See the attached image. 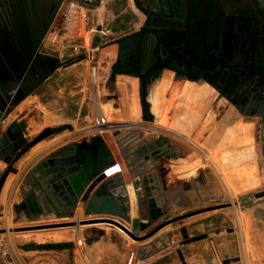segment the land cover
I'll return each mask as SVG.
<instances>
[{"label":"crops","instance_id":"0c3cea01","mask_svg":"<svg viewBox=\"0 0 264 264\" xmlns=\"http://www.w3.org/2000/svg\"><path fill=\"white\" fill-rule=\"evenodd\" d=\"M83 11L87 12V24L85 25H87L86 27H89L88 30L91 29L90 27L92 26L95 28L90 37L85 32V29L82 32L83 29H81V24L78 23V21L75 22L78 18L80 19ZM75 16L78 18L69 21L75 23L78 30L77 32L72 33L67 28L66 23L68 22H66V20L69 18L72 19ZM148 18L149 16L138 7L135 0H99L98 4L92 9L79 6L74 0L63 1L52 29L43 45V52L45 54L58 58L60 63H62L60 67H57L52 72L48 79L43 81L44 84H48V82L54 78V74L57 75L60 73L61 78L59 79L56 77V93H51L53 91L47 89L49 88L47 85L46 88L44 87V92L41 91L43 95L42 97L32 94V97H27L28 99L25 98L26 100L23 101L24 104L21 110L16 114L13 113L10 116L7 115L0 123V177L3 174L2 179H0V229L5 230L0 233V264H129V241H127L125 235H122L111 227L102 228L99 227L98 224H95L97 225L95 227H86L82 230L83 232H81L82 239L81 236L77 234L81 230L77 228H83L84 226H75L77 231L68 227L31 231H13L12 228L47 225V220L49 218H61V220L64 218V208L61 207L60 204H56L59 205L56 206L57 208L52 207L53 209H57L56 211H52L48 209L47 203L45 202L47 199L38 192V189L32 190V170L56 150H61V146L57 147L58 140L64 139L65 137L66 139H78L81 137L94 136L92 134L95 131L94 128L90 129V126L88 128L86 126L81 127L82 125H80L81 122H87V120H90V116L84 114V111H86V108L88 107V103H86L88 100L85 97L80 99L78 93V83L80 84L81 72L88 69V65L85 63L92 61L91 63L96 66V70L99 68H105L106 75L115 73V65L119 50L128 43L137 44L136 38H127L137 33L141 27L145 26L148 22ZM91 22L92 25L90 24ZM70 34H77L83 39L88 36L91 42L98 38L97 43L100 50L93 51L90 55L87 53H79L76 46H73V49L64 50L63 45H73V43L76 42L74 40L75 37H71L72 35ZM65 35L70 36L66 37ZM109 36L111 39L108 43H105V39ZM103 59H105V61H103ZM102 63H106L105 66H103ZM152 73L153 72H151L144 81H147L152 76ZM119 76H117L115 81L110 82L108 88L105 89V91L112 90L113 94L116 96L114 101L109 103L110 107H108L112 108L111 105H114L116 110H114L113 113L109 112L108 108L103 107L100 103L101 100L98 101V104L96 102V105L99 108V116H102L103 113L104 118L106 119L105 121L108 122L110 119L114 121L119 128V131H114L116 132L114 135L118 134V136H113L115 146L117 145L114 140L115 138L123 139L131 138L133 136V134L128 135V123L133 120L130 114L133 100L131 101L127 98L126 90H129L127 81L118 79ZM107 78L108 76H105L106 80H108ZM194 84L198 86L200 83ZM143 86L146 87L144 84ZM103 93L106 95H112L107 94V92ZM149 94L150 92L148 91L147 98H149ZM41 99L45 100L41 101ZM149 104V110L154 123L151 129L147 128L149 130V135H142L141 137H151L154 145L153 148H157L155 144L163 145L161 148L160 146L157 148L159 154L164 155V157L161 160L162 163L159 161L160 159H157V162L159 163L156 166L157 169H160L163 167H161L162 164L167 165V170L169 171L167 176L169 187L170 185L175 186L178 179L180 181L186 179V175L190 178L193 174L189 175V171L198 169L200 171V174H198L199 178L202 177L207 179V182L204 183L206 187H208L206 189L218 195V190L223 186L222 179L224 171H227L229 176L236 171H239L240 173L243 171H252L251 176L254 174V178L255 170L259 168L261 171L260 168L262 166V161L259 162L258 160V147L256 143H254V138L257 139V143L259 139L258 134H256V129L254 128L256 125L251 121V117H247L243 114L241 115L244 117V120L237 118L233 123L227 124L228 117L224 110L225 106L223 98L218 96L215 102L212 103V107H207V112L204 113L200 119L194 120L193 128L184 131L177 129L176 124L180 122V119L177 121L175 118V112L169 113L167 130L161 129V125H159V121L156 119L157 115L152 111L150 102ZM101 107H103V109ZM28 110L29 112L32 111V114L30 113L28 115L26 113ZM142 115L144 116L145 113L143 112ZM99 116L96 117L95 120L102 122ZM109 116L111 118H109ZM12 124L16 125L18 136L26 139L27 142L32 141L35 137L49 128L72 125L71 127L73 129H66L61 133L48 135L41 140L39 144L34 147L31 146L25 153H23L25 161H22L23 158L17 161V154L14 147V139L16 140L15 134L7 143L4 144L3 142L8 138L7 132L10 131V126ZM104 126L106 125L104 124ZM28 127H31L32 129L30 133L25 132ZM231 127L233 130H231ZM103 129L104 128L101 130ZM12 133L14 132L12 131ZM64 133H67L68 135H65ZM63 134L64 137H62ZM108 136L110 137V135ZM136 136L139 137V135ZM54 137L55 139H53ZM50 145H52V147L56 146V148L53 150L47 148L50 149V151L48 152V150H46V153L42 151L45 154L39 152L41 153L40 156L36 157V160H33V156H35L36 153L38 154L39 150L43 148L45 149L46 146L48 147ZM243 152L245 153L244 155ZM209 159H211V161ZM28 163H32L29 164L30 178L29 176H25V174L17 176L13 172L15 169H20L23 165H27L28 167ZM121 175L123 179L124 175ZM125 177L126 176H124V179ZM254 178L252 176V179ZM124 181V184L126 185V180ZM251 181L248 180L246 184V181L242 180L241 184L245 183V185H250ZM237 182L240 183V181ZM99 183L100 181L98 184ZM187 184L190 186L193 185L191 182ZM186 185L184 186L185 189ZM94 188L92 192L94 191ZM173 188L175 189V187ZM32 196H34V198ZM216 197L217 196H212V198ZM125 198L126 197H124L123 200H126ZM34 201L37 202V205H34ZM22 204L23 207H21ZM74 208L75 212L79 211L77 210V207ZM224 208L229 207H223V209ZM212 210L189 216L187 219L190 222L199 219L201 220V218H204L205 215H207L206 213ZM199 215H203V217L198 218ZM17 216L20 218L19 221L23 223L21 226H12V224H15V221H17ZM115 218H118V216ZM133 218L138 217L137 215H133ZM138 220L141 219L138 218ZM38 221H41V223H35ZM123 222L124 221L121 219V222L119 223L122 224ZM199 222L200 221L197 223ZM192 224L193 223H191L190 226ZM195 224L196 223H194V225ZM122 225L128 229V223H123ZM203 227L204 225H202V229H204ZM253 229L255 232L256 229L254 226ZM253 229L251 232H253ZM251 232L249 234H251ZM137 233L140 234L141 231H138ZM258 233L261 237V245L263 244L261 250H264V229H260V232ZM153 238L154 237L149 240H152ZM216 243L217 246H219L218 249L220 251V244H218L217 241ZM32 245L35 246V248H32ZM48 245L54 247L41 250L38 248V246L46 247ZM197 248V244H189V257L193 258L190 264H210L211 260L204 255L205 253L203 251H199ZM153 250L154 249H151V251ZM150 261L151 259L147 262H143L144 264H147L150 263ZM178 262H180V260Z\"/></svg>","mask_w":264,"mask_h":264},{"label":"rangeland","instance_id":"374dc122","mask_svg":"<svg viewBox=\"0 0 264 264\" xmlns=\"http://www.w3.org/2000/svg\"><path fill=\"white\" fill-rule=\"evenodd\" d=\"M81 14L82 16L80 17V19L78 18L77 20H75V22L78 21V23L81 24V29H83L82 32L85 29V32L90 37L91 34L94 32L93 30H95V28L92 26L90 27L91 29L88 30L89 27H86L87 25H85L87 24V17H86L87 12L83 11ZM90 24L92 25V22ZM84 25H85V28H84ZM70 35H65V36L67 37ZM71 37H75L74 40L76 42H74L73 45H70V44L63 45L64 50L73 49L72 47L76 46L79 53H82V54L87 53L89 55L92 54L93 51L95 52L96 50L98 51L100 50L99 48L93 49V42H91L90 38L83 39L81 36H78L77 34L72 35ZM110 39H111L110 36L107 37L105 39V43L106 42L108 43ZM103 61H105V59H103ZM91 62L92 61L86 62L85 64L88 65V69L85 68L87 70H84L83 71L84 73L81 72L80 81H79L80 84L78 83V86H79L78 93L80 95L79 97L80 99L85 97L88 100L86 102L88 103V107L86 108L87 110L84 111V114L86 115L88 114L90 116V120H87L88 123L81 122L80 125H82L81 127L87 126L89 128L90 126V128H94L95 131L92 133L94 136L81 137L78 139H75V138L74 139L73 138L60 139L58 140L59 142L57 144V147L61 146V150L59 151H61L63 155H65V153H71L69 155L73 157L76 163H78L79 165H82V167L86 165H90L88 166L91 172L89 174V177H92L91 180H93L97 174H95V171L93 170L90 164L89 157L87 156L86 151H91L95 158L97 156L99 157L100 156L99 154L101 153L102 155L104 154L103 158L106 155L105 163L109 165L107 166L108 168H113L114 166H117V163L115 162L112 151L107 146L103 134L108 133V135L110 134V136H112V139H113V136H118V134L114 135L116 134V132L114 131H119V128L114 121L108 120L109 124L107 123L105 124L107 125L106 129L101 130L102 129L101 124L104 125V123L96 121L95 119L96 117L99 116V111H98L99 108L96 105V102L98 104V101L101 100L100 103L103 105V107L108 108L110 107L109 103L113 102L114 99L116 98L114 94L106 95L103 92H107V90L105 91V89L108 88L110 82H112L111 79L115 81L117 76L121 74H115V73L114 74L110 73V75L105 74L103 81H101L103 77L99 76L100 81H99V86L97 85L98 86L97 87L93 84V70L96 69V66H94V64ZM172 74L174 75V73ZM54 75H55L53 76L54 78H52L48 82V84H44V82L41 83L38 87H36L33 90L32 93L29 94L30 96L29 95L26 96V99H28L27 97H32V94L33 95L36 94L38 97H42L43 96L42 92H44V87L46 88L47 85L49 87L47 89H51V91H53L51 93H56V89H57L56 88V82H57L56 77H58L59 79L61 77H60V73H58L57 75L56 74ZM125 75H128V74H125ZM105 76H108L107 79L109 81L105 79ZM128 76L137 79L136 98H133V97L132 98L135 100V102L137 103L139 107L140 118H135L132 121H129L128 123V128H129L128 135L133 134L131 138H123V139L115 138L114 140L117 144L116 146L119 152H120V149L122 150L125 143L127 144L128 148H129L130 143H132V145L130 146L132 147L131 148L132 150L130 149V152L136 153V154L138 153V156L141 157V160L139 161V163H128L127 164V166H129L128 168L130 169L131 173L134 175L137 174L135 178L139 180V184H140V187L138 188L139 195L136 196L134 194L135 202L132 205L127 186L123 183L121 173L115 172L116 174H114V173L108 172L107 176L100 181L101 184L99 183L94 188V191L91 192V194L93 195L91 196L90 194L91 197L87 196L86 198L87 201L84 200L83 198L86 196H82L79 203L75 206L77 207V210L79 211L84 210V211L75 212V208L69 211L64 209V218L62 220L61 218L60 219L59 218L58 219L49 218L47 220V225L78 222L77 220L78 213H81L80 218L83 221L93 220V219L95 220L114 219V221L121 222V218L119 217L115 218V216L110 215L109 213L105 214L103 212L90 211L91 208L93 209L95 208L92 206L104 204V201H107L105 196L111 195V196H114L117 199V201H121L119 203L121 204V206L124 205L123 213L125 215H127L129 218H133V215H137V217L141 219L140 221L141 222L143 221V224L145 226L142 228L141 233L137 234V236L142 237L150 233L154 229H156V227L159 224L171 218H174V217H177V216H180V215H183V214H186V213L198 210V209L209 208L213 205L214 206L220 205L228 201L237 200V202L238 201L239 203L241 202V207L240 206L239 207H229V208H224L222 210H219V208L218 210L210 209L212 211L206 213L207 215H205L204 218H201L203 217V215H199V217L197 216L198 218H201L202 221L199 219V220L190 222L187 219L188 217H186L185 219H182V220H179L173 223H169L163 226L162 228H160L157 231V233L154 236H152L154 237L152 240H149L150 239L149 238L145 241L138 242V241L133 240L131 237H128L123 231H121L120 229H118L117 227L113 225H108V223H104V224H98V226L102 228L111 227L115 231L121 233L122 235H125V237L127 238V241H129V249L132 250L133 254L134 253L136 254L137 259H139V261L147 262L149 261V259H151L150 263H147V264H173V263L178 262L179 260L182 261L181 254L178 252V249L181 250L183 257L186 260L187 258H190L189 257L190 256L189 255V250H190L189 244L191 243L197 244V247H198L197 249L199 251H203L205 253L204 255L207 256L208 259L211 260L210 264H222L221 261L219 260L221 257L223 259L224 258L226 259L227 263H224V264H264V250H261V247L263 246V244L261 245V237L258 233L260 232V229H264V196H259V197L253 196L254 193L262 191L264 189V147H263V142H262V133L260 130L257 131L258 119L252 118L251 120L254 123V125H256L254 126V128L256 129V134H258V137H259L258 143L256 142L257 139L254 138V143H256L258 147V152H259L258 160L259 162L262 161V166L260 168L261 171L259 170V168L255 170V178H254V174L252 175L255 180H258V183L257 182L252 183V185H250V187L247 189L240 188L234 182H232V178L229 176V173L225 171L224 177L222 179L223 186L218 190L219 191L217 193L218 195H216L206 189L208 187H206L204 183L207 182V179L202 178V177L199 178L198 174H200V171L198 169H194L192 171H189V175L193 174L191 175L190 178H188V175H186L188 179L181 178L182 181L178 179L176 181L177 184L175 186L170 185L171 187L170 188L168 184V177H167L168 172H169L167 170L168 169L167 165L162 164L161 167L162 166L163 167L162 168L159 167L160 169H157V166L155 164L156 159H154V156H155V158L160 159L159 161H161L164 155H160L159 153L158 154L154 153V149H153L154 145H153V141L151 137L149 136L145 138L141 137L142 135L144 136L149 135L148 129H151L154 123L152 116L142 115L143 109L141 108L142 106H141L140 87H142L143 84L145 85V82H144L145 78H141L138 75L136 76L128 75ZM167 76L169 75L167 74ZM104 84H105V87H104ZM101 85L103 86L101 87ZM196 87H201V86H196ZM214 91L215 93H217V98L218 96L221 97V95L216 90ZM126 94H127V98H129L132 101L130 90H126ZM26 99H23V101H25ZM44 100L45 99H41V101H44ZM23 101H21L20 104L16 106L13 110H11L8 115L10 116L13 113L14 114L18 113L19 110H21V108L23 107V104H24ZM224 102H225L224 110H225L226 116L228 117L227 124L233 123V121L237 118L244 120L243 119L244 117H242L239 109L234 104L232 103L230 104L228 101H226V99H224ZM103 107L101 108L103 109ZM111 107L112 108H108V111L113 113L114 110L116 109L114 105H111ZM31 112L32 111L29 112V110L26 111L28 115ZM109 118L111 117L109 116ZM231 130H233L232 127H231ZM136 135H139V137H137ZM15 138L16 140H14V145H15L14 147H15V152L17 154L16 159L18 161V160H21V158H23V155H24L23 153H25L23 151L24 144L19 142L20 140L18 137H15ZM53 139H55V137ZM39 142L34 144L32 147L39 144ZM155 146H157V148L158 146H160L161 148L163 145L155 144ZM47 148H50L53 150L54 148H56V146L52 147V145H50L48 147L46 146L45 149L43 148V150L42 149L39 150L38 154L33 156V160H36V157L40 156L41 153L45 154L46 150H48L49 152L50 149H47ZM157 148H155V150H157ZM42 151H44L45 153ZM57 151L58 150H56L55 152ZM152 152L154 153L153 156H152L153 154ZM22 161H25L24 158L22 159ZM29 164H32V163H28V167L27 165L26 166L23 165L22 167H20V169H15L13 172L17 176L25 174V176L27 177L29 176L30 178ZM157 170H160L162 177L160 180L156 179L152 181L153 179L152 174H155ZM78 172L81 174L79 170ZM31 176H32L31 178L32 179L31 180L32 190L38 189V192H40V194H42L43 197L47 199L45 201L47 203V207L52 211H56L57 209H53L51 205L54 206L53 204H59V203L57 199L55 198V195L50 190V187L43 186V188L41 189V187L39 186V182L36 178V175L32 173ZM240 177L241 179L244 180L242 176ZM144 179L147 180L145 181V183H144ZM189 182L193 183V185H191L190 188L186 187L185 189L184 186ZM188 185L189 184H187L186 186ZM102 186H105V192L101 191ZM173 187H175V189ZM189 189H192L191 191L193 192H188ZM97 194H100L98 198H96ZM118 196L122 197V199L126 197L125 198L126 200H121L119 199ZM212 196L213 197L217 196V197L212 198ZM50 198H52L53 202H50L49 200ZM247 198H250L249 202H247ZM100 201H103V202H100ZM242 202L244 203L242 204ZM56 206H59V205H56ZM21 207H23V204ZM237 208L238 209L240 208V210L242 211L240 212L239 210H237ZM18 210H19V206H18ZM206 211H209V210H206ZM204 212H201V213H204ZM242 212H243V215H242ZM246 212L251 217L250 218L251 221L248 223L250 225H248L249 227L247 226L248 229L250 230L248 232L249 233L251 232V230L253 229V226L256 229L255 232H254V229H253V232H251L249 241L247 240V236H246L247 231L243 230L242 232V230L241 231H239V229L237 230V226H238L237 223L241 219L240 215L245 216ZM16 220L17 221H15V224H12V226H19V225L21 226L23 222L19 221L20 218H18V216ZM125 221L126 220H124L123 223H128V226L127 225L126 226L128 227V230L131 231L132 229L130 227V221H126V222ZM198 221L200 222L197 223ZM35 223L40 224L41 221H38ZM191 223L193 224L190 226ZM194 223L196 224L194 225ZM95 224L94 223L85 224V226L83 225L84 226L83 228H77V229H80L81 230L80 232H82V230L86 228L87 226H92V227L97 226ZM202 225H204L203 227L204 229H202ZM187 226H190L191 228ZM183 227L186 229V232L182 231ZM77 229L75 227H72V230L77 231ZM215 229L216 231L222 230L224 233L222 231H219L218 233H216ZM47 231H52V230H47ZM214 232L215 234H213ZM206 233L207 235L204 236V234ZM197 236H200V237L198 238ZM213 238L215 239V241L218 242V244H220V251L218 249L219 246H217L216 242L214 244L212 243ZM248 244L250 248L248 247ZM134 248H136V250ZM151 249H154V250L151 251Z\"/></svg>","mask_w":264,"mask_h":264},{"label":"flooded vegetation","instance_id":"af4514ba","mask_svg":"<svg viewBox=\"0 0 264 264\" xmlns=\"http://www.w3.org/2000/svg\"><path fill=\"white\" fill-rule=\"evenodd\" d=\"M137 1L152 12L148 22L158 32V37L146 40L147 48L141 53L149 67L143 78L153 73L146 87H140L150 92L147 99L156 118L166 116L164 112H175V118L184 117L193 123V128L194 120L200 119L217 99L216 89L204 80L217 86L216 91L231 100L241 114L252 113L264 96V5L259 0ZM20 71L22 68L0 63V86L5 89L15 82L21 89L24 77L38 76L31 68L19 80ZM135 89L133 85L131 97ZM3 103L5 97L0 89V112ZM130 114L140 118L139 108ZM26 129L31 132L30 127ZM248 174L236 171L230 177L242 188L240 176L247 180ZM238 226L243 232L241 223Z\"/></svg>","mask_w":264,"mask_h":264},{"label":"water","instance_id":"95a60500","mask_svg":"<svg viewBox=\"0 0 264 264\" xmlns=\"http://www.w3.org/2000/svg\"><path fill=\"white\" fill-rule=\"evenodd\" d=\"M64 0H0V63L2 66L9 65L14 68H22L21 80L24 72L29 69H33L34 72L38 75L29 77H24L21 85V89L18 84L13 82L11 86H7L5 89L1 86L2 95L5 97V103L1 106L0 112V123L2 118L7 115L14 107L22 101V99L33 92V90L38 87L43 81L51 76L52 72L60 67L59 59L45 54L43 52L44 41L47 38L49 32L52 29L53 23L58 15L60 7ZM81 7L92 9L98 4L97 2H86L84 0H74ZM264 5V0H259ZM137 3L138 1L135 0ZM140 4V3H139ZM138 5V4H137ZM138 7L149 17L152 12L148 8H142L140 5ZM7 24V25H6ZM154 24L147 22L145 26L129 36L127 39L136 38L137 44L128 43L123 48L119 50L117 62L115 65V74H128V75H138L143 78L148 71V66L143 61L141 53L147 48L146 40L153 36L158 37V32L155 31ZM98 39V38H97ZM93 41V49L98 48V40ZM137 52V54H136ZM161 63V62H160ZM114 74V73H113ZM111 81H114L111 79ZM189 81L193 79L189 78ZM208 83L214 89L219 91V88L213 85L209 81H202ZM24 86H27L26 88ZM148 90L146 88H141V104L143 112L146 116H151L149 110V102L147 100ZM223 99H226L230 104L233 102L227 98L221 96ZM244 115L251 118L258 119V130L262 133V142L264 147V96L257 103L252 113L244 112ZM16 125L12 124L10 126V131L7 132L8 138L3 142L4 144L8 142L10 138L15 134L19 138V142L24 144L23 151L26 152L31 146L38 143L45 137L51 134H58L66 129L72 130L73 128L70 125H64L61 127L49 128L35 137L32 141L27 142L26 139H23L21 136H18V131ZM12 131L14 133H12ZM105 142L110 150L117 155V148L114 144V141L108 135H104ZM15 140V139H14ZM102 151V150H101ZM87 156L89 157L90 164L95 171L96 177L85 178L83 174L78 172L79 169L72 167L65 155L61 151H57L49 155V157L43 160L38 164L33 170L32 173L36 174L39 186L41 189L43 186H49L52 193L55 195V198L60 204L61 207L67 211L73 210L74 207L79 203L82 196H90L93 188L101 181L107 174L122 172L125 177L127 189L129 196L131 198L132 205L135 202L133 194V185L129 182L127 178V170L121 169V166H114L113 168H108L105 161L101 160L97 162L96 158L93 156L91 151H86ZM100 158H103L104 154H99ZM155 157V156H154ZM156 159V165L159 163ZM120 162V161H119ZM110 164V163H109ZM88 166H83L84 170H89ZM105 167V168H104ZM107 167V169H106ZM104 168V169H103ZM3 174L0 179H2ZM101 191L105 192V186L101 187ZM100 194L96 196L99 197ZM254 197L264 196V189L262 191L256 192L253 194ZM34 198V196H32ZM107 201H104L102 205H95L94 209L91 208L90 211L103 212L105 214H117L126 221L131 222V231L128 230L125 226L114 221V219H99V220H87L82 222V224H92V223H108L113 225L123 231L128 237H131L133 240L141 242L145 241L152 236H154L157 231L163 226L173 223L186 217L199 214L206 210L214 209L217 207H222L227 205L226 203L211 206L209 208L198 209L174 218H171L161 224H159L156 229L146 234L145 236H137V232L141 231L145 226L141 223L138 218H129L123 212V208L120 209L116 201V198L111 195L105 196ZM247 201H250V198H247ZM103 202V201H100ZM247 204V203H246ZM34 205H37V202L34 201ZM55 207V205L53 206ZM76 225L74 222L61 223V224H50V225H41V226H21L12 228L13 231H31V230H41V229H53V228H62V227H71ZM5 230L0 229V233ZM186 232V229L183 227V230ZM35 248V246H31ZM54 246H38L41 249H51ZM178 252L181 254L182 261L177 262L176 264H189L193 258H185L182 255L180 249ZM69 257V256H68Z\"/></svg>","mask_w":264,"mask_h":264},{"label":"bare ground","instance_id":"6f19581e","mask_svg":"<svg viewBox=\"0 0 264 264\" xmlns=\"http://www.w3.org/2000/svg\"><path fill=\"white\" fill-rule=\"evenodd\" d=\"M78 17H74V18H72V19H68V20H66V22H68V23H66L67 24V28L73 33V32H77V30H78V27H76L75 26V23H73L72 21H69V20H73V19H77ZM79 27H80V25H79ZM87 38H89L88 36H87ZM96 51H98V50H96ZM105 64L106 63H102V65L103 66H105ZM105 68H99V69H95V70H93V84L95 85V86H99V81H100V78H99V76H102L103 78L101 79V81H103V79H104V75H105ZM118 79H120V80H124V81H127V83H129L130 85H134V87L136 88L137 87V79H135V78H133V77H130V76H128V75H121V76H119L118 77ZM145 83H146V81H144ZM128 84V88H129V90H130V93H132V89H133V85L132 86H130ZM97 86V87H98ZM103 85H101V87H102ZM104 87H105V84H104ZM134 91V90H133ZM136 94H137V88L135 89V91H134ZM107 94H113V91L112 90H110V91H107ZM136 94H135V96H133V98H136ZM132 98V97H131ZM132 98V100H133V104H132V108H130V113L131 112H133V111H135V110H137V108H139L138 107V105H137V103L135 102V100ZM151 109H152V111L154 112V108H152V105H151ZM102 112V111H101ZM165 113V115L166 116H163V117H161V118H159V117H157L156 119H157V121H159V125H161V129H165V130H167V128L168 127H165V126H168V119H169V112H164ZM99 118H101V120H102V123L104 122V124H109V122H107V121H105L106 119L104 118V115H103V113H102V116H99ZM133 119H135V118H133ZM177 119V121H179L178 119H180V122H178L177 124H176V126H177V129H179V130H181V131H184V130H187V129H189V128H191L190 126L191 125H193V123L192 122H189V120H187V119H185L184 117L183 118H181V117H179V118H176ZM109 121H111L110 119H109ZM88 123V122H87ZM190 125H189V124ZM75 125V124H74ZM163 125H165V126H163ZM72 126V125H71ZM101 126H102V124H101ZM3 127H4V125H3ZM2 127V128H3ZM85 127V126H84ZM87 127V126H86ZM105 127H107V125L106 126H102V128H104L105 129ZM137 127V126H136ZM31 128V127H30ZM109 128V127H108ZM144 128V127H143ZM91 129V128H90ZM32 130V129H31ZM109 130V129H108ZM25 132H29L30 133V131L29 130H27L26 129V131ZM71 132V131H70ZM74 132V131H73ZM96 132H98V131H96ZM65 135L67 134V133H64ZM64 134H63V136L62 137H64ZM108 133H105L104 135H107ZM68 135V134H67ZM110 135V134H109ZM60 136V137H61ZM111 138H112V136H110ZM66 138V137H65ZM113 140V139H112ZM61 142H63V141H61ZM65 142H66V140H65ZM132 145V143H130V145H129V148H128V146H127V144L125 143L124 144V146H123V148H122V150L120 149V152L118 151V149H117V155H118V157H119V159L120 160H118V158L116 157V155H115V153H113L112 152V154H113V157H114V159H115V162L117 163V166H121V169L122 170H124V168L127 170V173H128V176H127V178L129 179V182L133 185V194H135L136 196H138L139 194H138V188L140 187V184H139V180L137 179V178H135L136 176H137V174H132L131 173V171H130V169L128 168L129 166H127V164L128 163H139V161L141 160V157H139L138 156V153L136 154V153H131L130 152V149L132 148V147H130ZM117 148V147H116ZM153 149H155V147L153 148ZM43 150V149H42ZM132 150V149H131ZM155 151V153H159L158 152V150H154ZM77 153V152H76ZM37 154V153H36ZM35 154V155H36ZM69 154H71V153H65V155H66V158H67V160L69 161V163L71 164V166L73 167H76L77 169H79V171L81 172V174H83L84 176H85V178H87L88 179V177H89V174L91 173L90 172V170H88L87 169V171H85L84 170V168L82 167V165H79L78 163H76L75 162V160L73 159V157L71 156V155H69ZM152 156H153V154H152ZM105 158H106V155H105V157L104 158H100V157H96V160H97V162H100L101 160H104L105 161ZM155 158V157H154ZM210 158V157H209ZM210 161H211V159H209ZM120 161V162H119ZM213 163V162H212ZM87 166V165H86ZM212 166V165H211ZM215 166V165H214ZM218 170H220V169H218ZM225 172V171H224ZM219 173V172H218ZM122 174V173H121ZM251 174H252V172L251 171H249V174H248V179L247 180H245L246 182V184H247V181L248 180H252L251 181V184L250 185H252V183H258V180H255V179H252V176H251ZM152 177H153V179H152V181L153 180H160L161 179V177H162V174L160 173V170H157V172H155V174H152ZM221 177V176H220ZM224 177V176H223ZM123 179H124V176H123ZM89 180V179H88ZM125 180V179H124ZM123 180V183H125V181ZM145 181H147L146 179H144V183H145ZM232 182H234L235 184H236V182H235V180H233L232 179ZM260 182V181H259ZM245 183H244V185H243V187L242 188H249L250 187V185H245ZM138 184H139V186H138ZM187 188H190L191 186L190 185H188V186H186ZM17 188V187H16ZM192 189H189V191L188 192H193V191H191ZM238 192V191H237ZM238 194V193H237ZM93 194H91V196H92ZM90 196V197H91ZM135 196V197H136ZM119 197V199L121 198L122 199V197H120V196H118ZM84 198V200H86L87 201V196L86 197H83ZM96 198H98L97 196H96ZM195 198V197H194ZM123 200V199H122ZM248 202V201H247ZM246 202V203H247ZM117 203H118V205H119V208L120 209H122L123 208V206H121V204H119L120 202L119 201H117ZM244 202H242V204H243ZM14 204V203H13ZM81 204V203H80ZM223 204V203H222ZM226 204L227 205H225V206H222V207H217V208H215V209H213V210H216V209H223V207H233V206H236V207H241V202L239 203V201L237 202V200H235V201H228V202H226ZM229 210V209H228ZM231 210V209H230ZM82 211H84V210H80L79 212H82ZM133 211V210H132ZM239 211L241 212L242 210H240L239 209ZM110 215H113V216H118L119 218H121L123 221H124V219L122 218V217H120L119 215H117V214H111V213H109ZM242 215H243V212H242ZM242 215H240V217H241V219L239 220V223H241V225H242V227H243V230L244 231H247V233H246V236H247V240L249 241V239H250V234H249V232L248 231H250L249 229H248V225H250V224H248L250 221H251V217L249 216V214L246 212V214H245V216H242ZM81 213H78V217H77V220H78V222H77V224H80V226L81 225H84V224H82V222H84L83 220H81ZM52 219V218H51ZM99 220V219H98ZM141 223H143V221L141 222ZM238 224V223H237ZM248 226V227H247ZM73 227H75V226H73ZM90 227H92V226H87V228H90ZM216 227V226H215ZM231 228V227H230ZM239 229V226H237V230ZM248 229V230H247ZM225 230H226V228H225ZM219 231H222V230H219ZM218 230L216 231V229H215V232L216 233H218L219 232ZM231 231H232V229H231ZM215 232L213 233V234H215ZM223 232V231H222ZM238 232V231H237ZM65 233H67V232H65ZM81 232H79V235L81 236V234H80ZM221 233V232H220ZM224 233V232H223ZM239 233V232H238ZM78 234V233H77ZM205 235H207V233L206 234H204V236ZM200 236H202V235H200ZM200 236H197L198 238L200 237ZM213 236V235H212ZM207 238V237H206ZM79 240V239H78ZM216 241H215V239L213 238V240H212V243L214 244ZM217 244V243H216ZM135 246V245H134ZM248 247L250 248V246H249V244H248ZM135 250H136V248H134ZM134 250V251H135ZM128 260H129V264H144V262H142V261H139V259H137V256H136V254L134 253H132V250H130L129 249V252H128ZM220 261H221V263L222 264H224V263H227L226 262V259L224 258H220L219 259ZM231 260V259H230Z\"/></svg>","mask_w":264,"mask_h":264},{"label":"built area","instance_id":"2783aa9c","mask_svg":"<svg viewBox=\"0 0 264 264\" xmlns=\"http://www.w3.org/2000/svg\"><path fill=\"white\" fill-rule=\"evenodd\" d=\"M84 1H86V2H97V0H84Z\"/></svg>","mask_w":264,"mask_h":264}]
</instances>
